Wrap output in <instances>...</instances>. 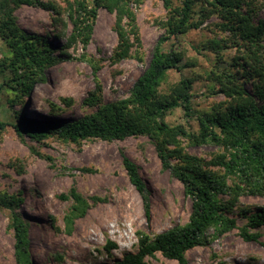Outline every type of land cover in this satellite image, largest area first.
<instances>
[{"label": "trees", "instance_id": "16d2710c", "mask_svg": "<svg viewBox=\"0 0 264 264\" xmlns=\"http://www.w3.org/2000/svg\"><path fill=\"white\" fill-rule=\"evenodd\" d=\"M63 1V2H62ZM0 0V39L8 54L0 60V73L5 79L2 90L11 100L29 96L34 86L45 81V68L63 57H56L57 48L50 46L41 35L27 32L18 23L16 11L25 4L39 6L56 13L59 35H65L68 21L73 25L67 36L66 48L78 41L86 47L92 39L100 8L115 13L114 29L118 44L114 60L121 61L133 56L140 57L142 45L137 14L132 4L144 0ZM167 9L160 22L165 33L160 37L153 56L141 75L133 83L129 96L100 103L101 84L86 99L98 108L77 119L55 122L37 121L19 114L14 125L18 134L27 131L39 138L57 134L65 141L80 143L88 139L104 141L124 140L132 136H147L155 145L163 168L184 185L185 194L192 200L189 221L177 224L153 236L140 233L138 249L113 263L90 264H145L148 257L161 253L164 257L188 264L186 253L197 246L238 227L234 211L244 195L264 196V22L256 20L258 10L255 0H163ZM64 3V4H63ZM212 18L216 21L209 22ZM207 28L211 36L196 49L213 54V64L208 80L217 87L216 93L225 99L209 110L198 111L193 107L196 76H181L167 90H163L171 70L181 71L184 53L164 43L185 35L191 30ZM137 48L133 55V48ZM234 49L231 56L228 49ZM64 51V50H63ZM71 58V57H70ZM94 65L95 74L100 67ZM96 76V75H95ZM97 79V76H96ZM251 83V87L246 85ZM4 92V93H5ZM69 105L71 98H65ZM57 111L56 105H52ZM176 108H182L186 118L196 117L198 129L183 124H170L166 117ZM31 120V121H30ZM5 122L0 120V127ZM188 145L212 144L219 148L212 158L204 159L187 151ZM123 165L131 183L142 196L146 213L150 215L151 202L146 182L139 165L125 152H121ZM63 199H73L66 215V230L72 233L76 220L83 218L92 203L73 187ZM93 202L100 200L92 197ZM15 197L0 195V204L14 209ZM244 211V210H243ZM250 212V211H249ZM248 223L240 227L245 241H259L261 233L252 231L264 227V206L258 211L244 213ZM16 258L19 264H31L28 224L13 213ZM214 229L212 236H209ZM117 243L109 241L106 250Z\"/></svg>", "mask_w": 264, "mask_h": 264}, {"label": "rangeland", "instance_id": "374dc122", "mask_svg": "<svg viewBox=\"0 0 264 264\" xmlns=\"http://www.w3.org/2000/svg\"><path fill=\"white\" fill-rule=\"evenodd\" d=\"M255 1L256 20L264 22V0ZM132 6L142 37V45L138 48L141 58L133 56L121 61L114 60L118 44L114 29L116 15L105 8L98 11L89 44L84 47L78 41L70 48L64 46L73 29L70 21L66 34L59 35L60 24L54 18L57 14L51 10L25 4L16 11L21 28L41 35L50 46L57 48L53 54L64 59L45 68L46 80L34 86L31 98L22 96L20 100H11L12 96L1 88L5 76L0 73V120L6 123L0 127V195L13 196L17 200L14 209L0 204V264H19L12 226L14 212L28 224L31 264L113 263L138 249L140 233L153 236L189 221L192 200L185 194L183 183L171 170L163 168L155 145L147 136L74 143L57 134L39 139L24 130L20 135L14 127L21 111L29 119L44 122L69 121L94 112L98 106L90 105L86 99L96 90L97 80L101 84V104L129 96L133 83L148 66L165 33L160 22L167 15L163 0H144ZM216 20L212 18L209 22ZM209 36L211 32L207 28L191 30L163 45L165 49L174 46L184 53V67L181 71L169 72L163 90L181 76L198 75L193 87V107L198 111L209 110L225 99L208 80L213 54L196 49ZM136 50L133 48V55ZM234 53L233 48L226 51L227 56ZM6 54L8 49L0 39V60ZM93 64L100 67L96 74ZM246 85L251 87L250 82ZM65 98H71L72 103L68 105ZM52 105H56V112ZM166 120L172 125L198 129L196 117L186 118L182 108L171 111ZM184 142L188 152L204 159L212 158L219 151L212 144L188 145L187 140ZM121 152L140 167L149 191L150 215L129 179ZM73 187L88 198L92 206L85 217L76 220L72 233H68L65 217L74 201L60 195L69 194ZM94 196L100 200L94 203ZM262 206L264 196L240 197L234 211L229 213L236 217L238 227L205 246L187 251L188 264H264V227L251 228L261 233L259 241H245L240 234V227L248 223L244 213L258 211ZM213 233L211 229L209 236ZM109 241L117 243L111 253L106 250ZM145 264L180 263L157 253L148 257Z\"/></svg>", "mask_w": 264, "mask_h": 264}, {"label": "bare ground", "instance_id": "6f19581e", "mask_svg": "<svg viewBox=\"0 0 264 264\" xmlns=\"http://www.w3.org/2000/svg\"><path fill=\"white\" fill-rule=\"evenodd\" d=\"M35 96V95H34ZM32 120H34L32 117H30ZM36 119V118H35ZM31 121V120H30Z\"/></svg>", "mask_w": 264, "mask_h": 264}, {"label": "water", "instance_id": "95a60500", "mask_svg": "<svg viewBox=\"0 0 264 264\" xmlns=\"http://www.w3.org/2000/svg\"><path fill=\"white\" fill-rule=\"evenodd\" d=\"M34 92V91H33ZM29 98H31V94L29 95Z\"/></svg>", "mask_w": 264, "mask_h": 264}]
</instances>
